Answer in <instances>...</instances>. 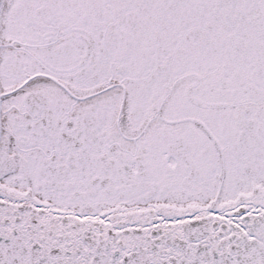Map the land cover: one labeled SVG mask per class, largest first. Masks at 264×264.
<instances>
[{
    "label": "snow or ice",
    "instance_id": "snow-or-ice-1",
    "mask_svg": "<svg viewBox=\"0 0 264 264\" xmlns=\"http://www.w3.org/2000/svg\"><path fill=\"white\" fill-rule=\"evenodd\" d=\"M0 264H264V0H0Z\"/></svg>",
    "mask_w": 264,
    "mask_h": 264
}]
</instances>
